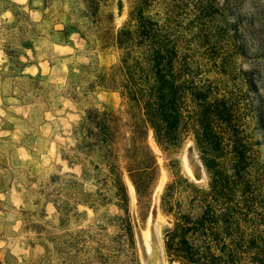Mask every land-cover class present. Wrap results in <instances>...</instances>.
I'll return each mask as SVG.
<instances>
[{
	"label": "trees",
	"instance_id": "1",
	"mask_svg": "<svg viewBox=\"0 0 264 264\" xmlns=\"http://www.w3.org/2000/svg\"><path fill=\"white\" fill-rule=\"evenodd\" d=\"M52 1L41 0V6L31 8L41 14L36 22L17 4L13 6L19 12L5 8L13 20L0 26L8 32L0 52L9 66L0 71V107L4 110L0 130H15V123L5 116L9 111L4 99H14L17 103L13 105L44 100L47 106L55 99L46 88L48 77L41 72L24 73L31 64L27 51L37 55L45 38L50 48L73 47L71 36L76 34L87 53L94 54L88 55L91 62L85 73L74 78L68 74L62 94L78 99L79 94L100 92L120 100L118 107L106 102L85 109L72 128L74 142L61 157L82 165L79 177L67 173L63 183L73 191L76 202L93 209L114 206L120 212L112 214L119 219V231L127 245H133L130 187L141 218L150 209L159 178L148 132L152 131L161 148L178 146L191 136L208 184L204 190L191 187L183 200L173 204L177 186L166 184L163 205H170L168 212L174 217L171 227L163 231L166 260L171 264H264V175L254 173L257 152L243 121L242 99L228 87L224 64L216 69L211 62L186 55L166 21L150 13L152 0H77L75 6L62 7L55 19L46 13ZM123 2L130 5L128 19L117 26ZM202 11L212 16L210 6ZM112 52L117 54L113 64H97L99 56L104 61ZM88 77L89 85L79 90L78 84ZM4 83L18 93L3 94ZM22 146L29 160L37 159L32 148ZM14 180L13 175L0 176L2 182ZM51 201L57 212L68 213L67 201Z\"/></svg>",
	"mask_w": 264,
	"mask_h": 264
},
{
	"label": "rangeland",
	"instance_id": "2",
	"mask_svg": "<svg viewBox=\"0 0 264 264\" xmlns=\"http://www.w3.org/2000/svg\"><path fill=\"white\" fill-rule=\"evenodd\" d=\"M75 1L48 2L46 13L55 19L62 7L75 6ZM13 4L21 6V12H28L32 21L41 19L38 11L31 10L41 6V0H32L30 5L28 0L21 3L0 0V26L13 20L12 13L5 8L19 12ZM206 6L212 8V16L202 11ZM122 7L121 15L116 18L117 26L128 19L130 5L123 2ZM150 13L166 21L186 55L211 62L216 69L224 64L228 87L242 99L243 121L257 152L254 173L264 175V0H152ZM40 30L46 33L45 29ZM7 33L0 29V43ZM71 39L73 47L50 48L45 38L37 47V55L27 51L31 64L24 73L41 72L48 77V94L55 97L49 106L44 100L35 105H13L14 99H4L9 111L5 116L15 123V130H0V176L13 175L15 180L0 181V264H152L155 254L156 264H171L164 255L163 231L171 227L174 217L168 212L170 205H163L164 190L171 182L177 186L173 204L183 200L193 187L206 189L208 174L199 151L191 136L178 146L161 148L152 131L148 132L147 143L156 157L159 178L150 209L141 218L130 187L133 245H127L119 231V219L112 214L120 212L114 206L93 209L78 204L73 191L63 183L68 179L67 173L79 177L82 165L70 164L61 154L69 152L74 142L72 128L85 109L106 102L118 107L120 100L116 95L110 97L100 92L89 96L79 94L78 99L62 94L68 74L74 78L85 73L91 62L88 55L94 54L87 53L84 42L76 34ZM116 55L108 53L104 61L99 56L97 64L111 65L117 60ZM21 59L26 61L24 57ZM3 69L8 70L9 66L0 52V71ZM89 79L78 84V89L87 87ZM12 90L18 91L4 83L3 94ZM3 115L0 107V129ZM22 145L32 148L37 159L29 160ZM85 185L89 187L91 183ZM55 199L70 204L67 214L57 212L51 201Z\"/></svg>",
	"mask_w": 264,
	"mask_h": 264
},
{
	"label": "bare ground",
	"instance_id": "3",
	"mask_svg": "<svg viewBox=\"0 0 264 264\" xmlns=\"http://www.w3.org/2000/svg\"><path fill=\"white\" fill-rule=\"evenodd\" d=\"M158 253V252H157ZM158 255L157 254H155V256L152 258V264H156L158 261V257H157Z\"/></svg>",
	"mask_w": 264,
	"mask_h": 264
},
{
	"label": "crops",
	"instance_id": "4",
	"mask_svg": "<svg viewBox=\"0 0 264 264\" xmlns=\"http://www.w3.org/2000/svg\"><path fill=\"white\" fill-rule=\"evenodd\" d=\"M13 1L16 2V3L24 2V0H13Z\"/></svg>",
	"mask_w": 264,
	"mask_h": 264
}]
</instances>
